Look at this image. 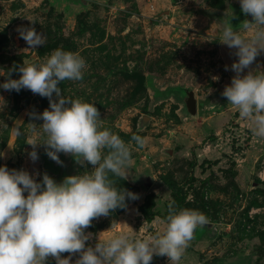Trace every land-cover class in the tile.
Returning <instances> with one entry per match:
<instances>
[{"label":"rangeland","instance_id":"obj_1","mask_svg":"<svg viewBox=\"0 0 264 264\" xmlns=\"http://www.w3.org/2000/svg\"><path fill=\"white\" fill-rule=\"evenodd\" d=\"M232 14L234 28L248 20L239 0H0V84L23 60L42 62L58 48L76 53L87 68L82 80L60 83L62 95L95 104L103 127L131 148L126 176L110 178L138 198L94 219L85 229L91 234L86 247L115 231L146 238L162 230L174 202L210 221L195 230L179 264H264V138L252 134L221 94L238 60L235 49L219 41ZM31 21L45 38L36 49L16 31ZM251 67L264 71V53ZM19 75L13 71L11 78ZM187 89L196 100L194 116L185 110ZM46 108L48 98L30 90L0 88V166L25 170L37 182L45 173L60 183L90 171L91 164L64 153L58 164L43 145L38 159L30 158L29 123L43 121L29 113ZM134 135L145 139L142 148ZM78 258L72 255L71 264ZM151 264L169 261L154 255Z\"/></svg>","mask_w":264,"mask_h":264},{"label":"clouds","instance_id":"obj_2","mask_svg":"<svg viewBox=\"0 0 264 264\" xmlns=\"http://www.w3.org/2000/svg\"><path fill=\"white\" fill-rule=\"evenodd\" d=\"M239 3L243 14L252 20L246 19L236 28L231 23L233 14L223 21L219 41L235 49L238 60L231 65L235 75L221 94L248 123L252 134L264 138V71L251 67L264 53V0ZM31 22L32 26H18L16 31L28 49H36L44 45L45 38ZM86 68L82 56L58 48L42 62L23 60L0 84L6 91L27 89L49 100V108L42 113H29L32 121H43L41 125L29 123L32 140L27 144L32 147L29 156L33 161L38 159L37 146L43 145L47 156L58 164H62L58 154L64 153L78 164L93 166L82 175L66 176L60 183L46 173L42 182H37L25 170L0 166V264H46L50 257L56 264H71V256L76 254L75 264H151L154 255L179 264L195 230L210 221L199 210L177 209L174 202L168 204L162 230L146 238L115 231L106 237L99 235L94 247H86L91 234L85 229L94 219L126 208V198H138L118 189L110 178L126 176L132 163L129 144L103 127L95 104L62 95L60 83L82 80ZM13 71L20 73L19 79L11 78ZM14 132L18 137L23 135L18 127ZM132 141L140 148L145 144L140 135H134ZM63 253L69 256L63 257Z\"/></svg>","mask_w":264,"mask_h":264},{"label":"water","instance_id":"obj_3","mask_svg":"<svg viewBox=\"0 0 264 264\" xmlns=\"http://www.w3.org/2000/svg\"><path fill=\"white\" fill-rule=\"evenodd\" d=\"M248 20L249 21L252 20V17L250 15H248ZM183 101H184L186 112L192 116L196 115L197 105H196V100H195L194 93L192 90L190 89L185 90V97Z\"/></svg>","mask_w":264,"mask_h":264},{"label":"trees","instance_id":"obj_4","mask_svg":"<svg viewBox=\"0 0 264 264\" xmlns=\"http://www.w3.org/2000/svg\"><path fill=\"white\" fill-rule=\"evenodd\" d=\"M149 221H151V219Z\"/></svg>","mask_w":264,"mask_h":264}]
</instances>
